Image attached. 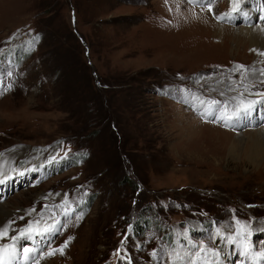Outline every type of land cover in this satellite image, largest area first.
<instances>
[{"label":"rangeland","instance_id":"374dc122","mask_svg":"<svg viewBox=\"0 0 264 264\" xmlns=\"http://www.w3.org/2000/svg\"><path fill=\"white\" fill-rule=\"evenodd\" d=\"M252 1L0 0V243L21 264L264 253V51L209 22L246 27L229 15Z\"/></svg>","mask_w":264,"mask_h":264},{"label":"bare ground","instance_id":"6f19581e","mask_svg":"<svg viewBox=\"0 0 264 264\" xmlns=\"http://www.w3.org/2000/svg\"><path fill=\"white\" fill-rule=\"evenodd\" d=\"M262 1L263 0H253L249 4L236 5L235 9L230 13L229 16L231 18L235 19V21L238 20L237 19V14H243L247 18L246 27L239 26V27H237L235 29V28H232V27H227V26H225L223 24H217L216 22H213L212 20H210L209 22H210L211 26H214L215 34L218 37L222 38L224 36V33H226V34L228 33L229 35L233 36L234 39L237 41L236 44L249 42L252 45V47H255V48H258L261 51H264V19H263L264 18V5H263ZM249 6H255L256 10L250 9ZM204 8H205V6H204ZM257 13H263V15L259 16ZM208 16H209V14H208ZM257 21L260 22V23L259 24L255 23ZM230 33H232V34H230ZM257 58H259V57H257ZM258 103L259 102H256V100L254 102H252V104H251L252 111L257 107ZM262 110H264V109H262ZM237 117L235 118V114H234V121L235 122L238 121L240 123H245V122H249L250 123L252 121L254 122V121L258 120L257 116L250 117L248 115L247 117L241 118V119H237ZM199 124L200 123H196V121H195L192 124V126H190L188 128L189 133L195 132L194 130H198ZM210 129H211V127H210ZM223 133H225V132H223ZM251 133H253V132H251ZM250 139H251V145H250L251 151L248 154V159L252 163H258L259 164V163L262 162V160H264V130L261 129L259 131H256L255 137L250 138ZM249 142L250 141L248 140L246 142L245 146L248 145ZM235 144H237V142H233L231 147H230L229 151H230L231 155H232V153L236 154V152H238L239 148L236 147ZM241 146H243V145H241ZM9 206L7 204H0V227L4 224V222H5L4 220L6 219L5 217H7V216L9 217V214L11 212ZM13 210H15V209H13ZM31 233L33 234V231H31ZM26 234H28V233H26ZM222 235H224V237L222 236V240H220V243L222 242L226 246H229V244L231 245L232 244V242H231L232 240L235 241V239L232 238L231 234H229L230 237L225 236L224 233ZM225 242H227V243H225ZM235 243H236V241H235ZM246 245H247L248 248H250V250H251L250 251L251 252L250 255H252V257H250V255H248L247 257L242 258L241 254L239 255V253H237L236 256L234 254V260L235 261L244 260V261H246L247 264H253V257H254L253 256V254H254L253 251H255V250L253 249V246H252L251 242L250 243L246 242ZM190 247H191L190 254L191 253L193 254V260H192V254H191V256L187 255L188 256V262H189L187 264H221L220 263V255L219 254H218L217 257L214 256V255H209L206 258H205V256H201V254L203 255V253L206 254V256H207L208 254H210V252L215 253V251H211L209 248H207V249L203 250L202 252H200V251H194V249H192L193 248L192 245H190ZM230 249H231V247H230ZM222 250L229 254V252L226 250L225 247ZM255 252H257V251H255ZM232 253H233V251H232ZM257 253L259 255H256V257H259V259L261 261H264V253L263 254H261L259 252H257ZM4 254H6L7 257H6V260L3 262V264H21L23 262L19 258L17 250L10 243H7V244H1L0 243V261H2V258H5ZM223 255L225 256V253H223ZM181 257H182V255H181ZM181 257H178L176 259L174 258V261H172V264H177V259H181ZM231 259L232 258L230 257V260ZM185 261H186V257L184 258V262L182 261L183 263L181 262L180 264H184ZM226 261L230 262L228 260V257H227ZM246 263H243V264H246Z\"/></svg>","mask_w":264,"mask_h":264},{"label":"snow or ice","instance_id":"6c2138e0","mask_svg":"<svg viewBox=\"0 0 264 264\" xmlns=\"http://www.w3.org/2000/svg\"><path fill=\"white\" fill-rule=\"evenodd\" d=\"M192 2H196V0H192ZM38 39H39V37L37 36L35 38V40H33L32 42L35 43L36 40H38ZM250 111H251V109H245L244 111L240 112L239 115H238V117H237V119H241V118L247 117ZM2 182L3 181H0V183H2ZM69 239H71V238H69ZM25 251H27V249H25ZM60 251H61V254H62V249ZM0 264H3V262L0 261Z\"/></svg>","mask_w":264,"mask_h":264}]
</instances>
